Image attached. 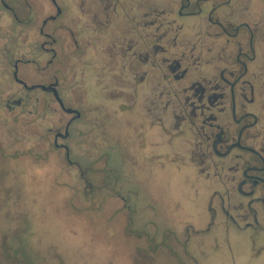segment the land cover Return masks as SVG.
Masks as SVG:
<instances>
[{"label":"flooded vegetation","instance_id":"1","mask_svg":"<svg viewBox=\"0 0 264 264\" xmlns=\"http://www.w3.org/2000/svg\"><path fill=\"white\" fill-rule=\"evenodd\" d=\"M2 119L160 262L214 218L264 250V0H0ZM173 172L210 200L183 241Z\"/></svg>","mask_w":264,"mask_h":264},{"label":"rangeland","instance_id":"2","mask_svg":"<svg viewBox=\"0 0 264 264\" xmlns=\"http://www.w3.org/2000/svg\"><path fill=\"white\" fill-rule=\"evenodd\" d=\"M16 128L23 137L26 127ZM14 130L12 121L0 120V264H178L173 258L160 262L155 257L164 252L135 238L134 231L112 233L118 217L106 223L101 212L93 214L92 201L72 195L76 185L60 184L59 160L26 153L37 144L36 137L24 141ZM169 177L173 183L169 197L178 204L173 218L179 221L183 241L185 224L190 231L192 226L200 231L210 222L209 195L197 194L181 172ZM149 217L158 227L168 223L161 213L135 219L143 224ZM191 234L188 252L179 244L184 264H264V250L250 243L249 234L225 232L215 218L208 230Z\"/></svg>","mask_w":264,"mask_h":264}]
</instances>
